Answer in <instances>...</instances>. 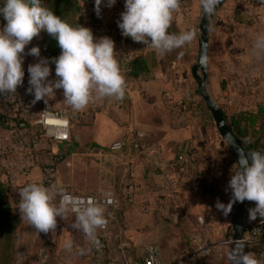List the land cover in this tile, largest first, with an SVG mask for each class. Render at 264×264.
Instances as JSON below:
<instances>
[{
  "label": "crops",
  "instance_id": "obj_1",
  "mask_svg": "<svg viewBox=\"0 0 264 264\" xmlns=\"http://www.w3.org/2000/svg\"><path fill=\"white\" fill-rule=\"evenodd\" d=\"M185 2L180 3L171 23L177 34L190 29L188 25L201 7L200 0ZM87 10L90 17L84 27L91 20L118 21L125 10L124 0H117L110 8L102 5L99 17L95 0H91ZM5 23L0 20V27ZM260 35H264V0L222 1L210 26L208 71L214 89L211 97L230 119L244 113L255 115L259 108L264 109V52L254 48ZM33 46L40 48L36 38L25 51ZM116 52L126 80L124 99H94L80 111L63 101L62 89L46 101L33 103L34 95L27 91L30 87L27 68L39 58H24V83L14 96L25 101L23 110L28 130L0 128V180L19 219L20 247L28 251L29 259L36 264H91L93 244L82 230L73 227L75 214L68 212L63 218L58 217L56 229L47 234L37 233L26 220H21L17 208L19 191L29 183L43 184L44 168L54 164L58 186L77 196L103 191L115 193L117 208L113 211L104 208L107 225L96 233L97 238L106 242L109 264H144L151 254L156 256L158 264H174L184 259L187 264H198L191 255L203 242L214 245L212 256L222 246L224 254L230 256V246L221 244L232 234V211L225 216L216 205L218 202L226 205L232 198L228 182L236 162L216 127L205 124L209 121L206 115L201 110L197 115L190 111L186 102L192 99L191 93L187 92L185 101L177 91L178 81L172 78V70L178 64L174 58L170 59L175 50L159 55L130 38ZM193 55V51L183 54ZM41 57L45 58L42 50ZM124 60L126 64L137 62V73L138 63L142 61L144 71L132 78L124 71ZM179 69L180 66L178 72ZM49 79H56L53 69ZM44 110H65L72 114L69 142L38 135L40 130L33 124ZM12 114L18 115L16 107ZM241 124L250 131V143H259L258 150H264V117L253 128L249 122ZM137 132L145 133L148 142L161 146L166 166L184 146L193 147V162L187 178L177 185L176 200L162 190V172L154 169L149 158L131 149L110 152L112 144ZM54 203L58 204L57 197ZM254 207L255 202H247V237L251 236L253 226L264 219L249 220V209ZM66 241L73 243L71 250L65 249ZM36 249L45 251V262L39 258L40 251L37 256L33 252ZM249 252L255 253L264 264V245L249 246Z\"/></svg>",
  "mask_w": 264,
  "mask_h": 264
},
{
  "label": "clouds",
  "instance_id": "obj_2",
  "mask_svg": "<svg viewBox=\"0 0 264 264\" xmlns=\"http://www.w3.org/2000/svg\"><path fill=\"white\" fill-rule=\"evenodd\" d=\"M117 0H95V12L101 15V6L112 7ZM221 0H200L205 16L215 14ZM181 0H124V11L118 20L121 35L133 42L142 43L159 55H164L190 43L195 29L170 33L174 14ZM0 17L6 23L0 27V96L16 94L24 83L25 56L39 58L27 68V91L34 95L33 103L63 90L64 102L75 111L85 109L94 99L114 98L123 100L126 80L117 60L115 42L108 36L95 37L90 28L73 26L44 6L43 0H0ZM53 37L60 54L51 60L55 65L56 79L50 80L52 69L48 58L41 57V50L26 47L41 32ZM254 48L264 52V35L257 37ZM251 141L246 139L245 143ZM119 147V145H117ZM239 159L233 165L228 188L231 200L218 202L217 208L227 216L236 202H255L249 209V220L264 218V150L245 153L238 149ZM19 213L37 233H49L56 229L57 218L68 212L75 214L73 227L82 230L94 245H98L96 233L107 225L105 210L94 200H84L68 193L62 187L29 183L19 191ZM56 197L59 202L54 203ZM65 249L73 243L66 241ZM83 254V249L80 250ZM230 264H261L255 253L236 247L230 253Z\"/></svg>",
  "mask_w": 264,
  "mask_h": 264
},
{
  "label": "built area",
  "instance_id": "obj_3",
  "mask_svg": "<svg viewBox=\"0 0 264 264\" xmlns=\"http://www.w3.org/2000/svg\"><path fill=\"white\" fill-rule=\"evenodd\" d=\"M186 0H182L181 4H185ZM254 2L256 0H250ZM118 21H101V20H91L87 26L90 28L95 37L108 36L115 42V50L117 51L122 45H124L130 38L123 37L121 31L118 28ZM123 63H127L125 60ZM124 71L129 73L127 69V64L124 66ZM5 98H8L12 101L17 100V111L23 109L25 101L18 100L15 98L14 94H5L0 96V103L4 101ZM25 110L22 111L21 116L26 117ZM72 114L65 110L51 111L44 110L40 115L39 119L34 122V127L38 128L43 137L52 139L59 142H69L70 141V130H71V119ZM4 124L5 121L3 120ZM26 132L28 130L26 124H19L16 128ZM119 145V147H117ZM126 149H131L139 156L149 158L151 160L152 166L157 171H161L164 184L162 190L167 192L170 198L177 199L178 197V188L177 185L180 181H183L187 178V175L190 171V166L193 162V147L191 145H186L182 148L181 152L177 155L176 159L167 166L164 164L162 159V148L158 144H153L147 141V136L143 132H137L135 135L130 136L128 139L123 141L115 142L110 147L111 153H121ZM176 173V176L173 174ZM43 184L44 186H58L57 180V171L54 164H49L44 168L43 171ZM66 190V189H65ZM71 195L84 199V200H94L97 204L103 208H109L112 211L117 208V200L115 193L112 191H103L97 195L91 196H77L71 191L66 190ZM59 202V197H57ZM72 213V212H71ZM74 214V213H73ZM199 223L204 225L202 219H199ZM247 241L249 246H260L264 245V219L258 221L250 231ZM99 241L98 245L92 247L91 253V264H109L108 255H107V245L103 238H97ZM232 243V234H230L227 241L222 242L221 245H231ZM214 251V245L209 242H203L197 249L192 253L191 259L197 262L198 264H209L210 258ZM39 258L42 262L46 260V253L44 250H41L39 253ZM144 264H158V260L155 255H149ZM174 264H187L186 260H179Z\"/></svg>",
  "mask_w": 264,
  "mask_h": 264
},
{
  "label": "trees",
  "instance_id": "obj_4",
  "mask_svg": "<svg viewBox=\"0 0 264 264\" xmlns=\"http://www.w3.org/2000/svg\"><path fill=\"white\" fill-rule=\"evenodd\" d=\"M44 6L52 10L56 15H58L62 20H65L73 26H85L86 19L83 17L84 5H89L91 0H43ZM0 20H3L0 17ZM38 40V44L42 48V52L45 58H48L50 61V66L52 67L55 73V65L51 63V60L55 57H58L60 54V49L57 45V42L53 37L48 35L46 32H41L38 37H35ZM144 63L141 61L138 63V73H137V62H131L127 64V69L132 78L140 76ZM17 105V100L12 101L8 98H5L0 106V128L6 130H15L19 124H26L28 128V121L26 118L21 116L23 109L19 110L18 115H13L12 112L15 110ZM23 107V106H22ZM225 115V114H224ZM226 117V116H225ZM264 117V109L259 108L258 114L244 113L240 114L233 118L226 117L228 126L232 131L233 135L242 145L246 153L258 150L260 148L259 143L249 144L245 143L246 139L249 138L250 131L247 127L242 126L241 122L251 123V128L258 122L260 118ZM5 121L3 124L2 121ZM39 136H42L41 132L38 133ZM19 219L14 215L13 209L9 200L7 198V189L0 180V226L1 228L7 227L9 229L8 235L12 236L15 234L19 228ZM264 240V239H263ZM260 247V246H259Z\"/></svg>",
  "mask_w": 264,
  "mask_h": 264
},
{
  "label": "rangeland",
  "instance_id": "obj_5",
  "mask_svg": "<svg viewBox=\"0 0 264 264\" xmlns=\"http://www.w3.org/2000/svg\"><path fill=\"white\" fill-rule=\"evenodd\" d=\"M87 6L84 5L83 7L84 10L82 11L84 16L83 18L86 20L88 19V17H90V12H88ZM202 13H203L202 9L201 7H199L194 17L195 20L193 18L192 19L193 23H190V26L188 25L190 29H195L196 32L195 38L190 43L184 45L183 47L179 49H175V53H174L175 55H173L170 58V59L174 58L176 63L178 64L177 68L175 70H172V78L175 81H178L177 82L178 86L176 87V89L181 94L182 100L186 101L187 92L191 93L192 99L189 102H186L190 104V108H189L191 109L190 111L193 114L197 115L198 112L201 110L209 120L205 124L207 126L208 124L211 126L213 125L215 128L216 127L215 122L209 111L206 109L205 103L202 101L201 97L198 94V85L192 73V67L197 64V59H198V47L201 37L200 23H201ZM213 21L214 20L210 22V26L213 25ZM169 30L171 32L177 33V31L171 25ZM190 51H193L194 53L193 56H183L184 53L189 54ZM178 66H180L179 69L180 72H178ZM212 85L210 86V83L208 84V91L211 94V96L214 97V93H213L214 89ZM8 233H9V229L7 227L1 228L0 226V264H36L32 259H29L28 251L20 247L21 244L20 242H18V238H17L18 229L15 232V234L12 236L8 235ZM222 248L223 249L220 252L214 253V255L210 258L211 264L215 263L216 261H218L217 264H230V259H229L230 256L225 255L224 247L222 246ZM39 251H40L39 249H36L33 252L37 256Z\"/></svg>",
  "mask_w": 264,
  "mask_h": 264
},
{
  "label": "water",
  "instance_id": "obj_6",
  "mask_svg": "<svg viewBox=\"0 0 264 264\" xmlns=\"http://www.w3.org/2000/svg\"><path fill=\"white\" fill-rule=\"evenodd\" d=\"M222 1L223 0H221L220 4L217 6L215 14L219 10ZM215 14L211 16H205L202 13L200 23L201 37L199 41L198 60L197 64L192 69V73L198 85V94L201 97L202 101L205 103L206 109L211 114L215 122L217 132L219 133L221 139L228 147L232 157L237 163L239 159L238 149L241 148L244 150V148L233 135L232 131L228 126L226 117L222 109L214 101L208 91V54L210 45V22L214 20ZM244 152L246 153L245 150ZM247 202V200L242 203L236 202L232 208V243L230 245L231 251L236 247L242 246L245 251L249 252V244L247 241L245 226V212Z\"/></svg>",
  "mask_w": 264,
  "mask_h": 264
}]
</instances>
